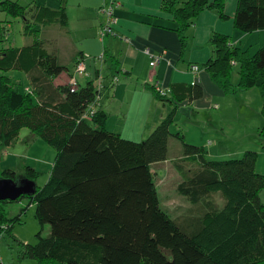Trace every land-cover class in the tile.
<instances>
[{
	"label": "trees",
	"instance_id": "trees-1",
	"mask_svg": "<svg viewBox=\"0 0 264 264\" xmlns=\"http://www.w3.org/2000/svg\"><path fill=\"white\" fill-rule=\"evenodd\" d=\"M165 6L180 25L183 46L184 32L200 12L217 8L224 17V0H166ZM7 9L26 19L28 8L11 2ZM67 22L64 6L36 4L32 22L26 19L24 28L33 41L0 48V155L22 127L57 150L44 188L37 184L34 194L14 200L30 197L38 220L51 226V234L39 235L36 244L20 242V257L40 264H264V174L255 168L257 152L249 149L239 158L210 159L204 146L183 139L184 154L174 160L181 176L178 192L204 209L197 228H190L191 221L180 223L160 204L152 164L167 159L174 114L181 102L202 97V86L173 83L170 97L148 84L157 99L173 109L145 140L110 131L102 109L85 117L108 89L98 77L76 86L52 84V78L71 66L58 62L35 26ZM235 26L245 32L263 29L264 0H239ZM211 42L215 57L204 65L211 79L225 93L256 87L264 116V45L251 53L232 46L227 35L215 34ZM235 65L237 86L231 81ZM12 71L25 74L29 84L14 82ZM259 136L264 140V124ZM16 174L5 169L2 176L16 179ZM25 175L35 180L38 171L27 166ZM217 190L225 198L221 207L211 199ZM8 201L0 200V228L11 220L6 231L11 232L20 217L8 216Z\"/></svg>",
	"mask_w": 264,
	"mask_h": 264
},
{
	"label": "crops",
	"instance_id": "crops-1",
	"mask_svg": "<svg viewBox=\"0 0 264 264\" xmlns=\"http://www.w3.org/2000/svg\"><path fill=\"white\" fill-rule=\"evenodd\" d=\"M165 1L61 0L60 4L67 12V24L40 25L43 27L39 28L40 33L43 29H52V39L60 34L61 39L56 45L44 46L57 55L60 64L71 66L69 72L52 78L53 86L69 83L74 75L75 60H83L89 76H80L79 83L84 84L98 77L97 82L108 88L91 109H102L108 114L105 127L110 131L114 130L109 126L110 118L119 115L121 122L117 123L116 128L130 123L129 127L134 134L139 129L143 132L142 138L147 137L173 109L171 103L157 99L148 84L165 88L170 97L173 83L199 84L203 89L202 97L192 102L185 100L179 104V108L191 116H197L200 111L219 109V103H214V100L223 101L226 94L214 83L208 69L204 67L215 57L212 36L227 35L232 46L251 53L264 45V28L252 32L237 28L235 14L239 0H224V17L220 16L217 8H207L200 12L184 32L186 43L183 46L178 31L180 25L166 8ZM184 1L181 0V3ZM106 3L113 4L118 21L115 25L116 34L102 37L100 30L107 16L100 8ZM65 38L73 41L72 47L67 52H61ZM67 47L68 44L65 51ZM147 49L154 55H160L157 64H150L151 57L146 53ZM64 55L66 63H61L60 56ZM100 55H104V58L99 59ZM194 63L201 66L200 71L191 70ZM17 75L26 77L25 74ZM115 76L119 77L116 82ZM130 116L139 117H132L130 122ZM117 133L132 138L122 131ZM171 136L168 139V153Z\"/></svg>",
	"mask_w": 264,
	"mask_h": 264
},
{
	"label": "rangeland",
	"instance_id": "rangeland-1",
	"mask_svg": "<svg viewBox=\"0 0 264 264\" xmlns=\"http://www.w3.org/2000/svg\"><path fill=\"white\" fill-rule=\"evenodd\" d=\"M11 2L28 8L26 19L30 22H32L33 7L36 4L55 6L54 8L61 7V0H6L5 3L0 4V48L23 46L33 41L31 36L24 33L26 19L8 11L7 8ZM42 26L36 25L35 27L42 29ZM51 30L43 29L40 34V38L46 47H51L52 44L56 45L61 39L60 34L52 39ZM69 38L64 39V47L61 52H67L72 47L73 41L70 42ZM66 44L68 47L65 51ZM65 55L60 56L61 63H66ZM17 74L23 73L19 71L9 73L14 82L20 81L23 84H29L30 81L26 80L25 76ZM238 80V68L235 65L231 81L237 86ZM225 94L226 99L223 101L214 100V103H219V109L200 111L197 116H191L183 109L178 108L170 128L172 136L167 159L152 165L161 206L166 208L174 218H179V222L183 225V221L187 224L191 221L189 225L192 229L199 226V217L204 208L200 205L194 206L186 196L178 192L177 187L181 182V176L174 167V160L184 154L183 139L186 142L204 146L209 152L208 157L216 160L239 158L246 150H254L257 152L255 168L257 172L264 174V140L259 136V129L264 124L263 103L260 93L256 87H251L237 91V93ZM168 104L167 109L169 108ZM132 117L137 119L139 116H130V122ZM109 122V126L114 129L111 131L118 129L115 132L122 131L123 134L129 135L132 137L131 139L135 138V140L142 141L148 138V136L142 138L141 133L143 132L139 129L134 134L129 127L130 123H126L122 128H116L117 123L121 122L119 115H113ZM178 132L181 136L183 135V138L176 135ZM56 155V148L49 145L41 137L35 136L28 127H22L18 138L0 155V177H3L5 169H13L17 172L16 180H19L26 176V167L32 166L38 171L35 180L42 190L49 180ZM211 199L219 207L225 203V198L218 190L213 191ZM261 199L264 203V191L261 193ZM5 207L9 217L19 216L20 220L15 223L11 232H6L12 225L11 220L0 228V233L5 231L0 235V258L2 262L4 264H40L36 259L20 257V242L36 244L39 235L47 237L51 234L50 224H43L38 220L36 204L30 197L24 196L18 201H8L5 203ZM45 264L61 263L47 262Z\"/></svg>",
	"mask_w": 264,
	"mask_h": 264
},
{
	"label": "built area",
	"instance_id": "built-area-1",
	"mask_svg": "<svg viewBox=\"0 0 264 264\" xmlns=\"http://www.w3.org/2000/svg\"><path fill=\"white\" fill-rule=\"evenodd\" d=\"M101 12H103L104 14H106L107 16V20L103 23L102 27H101V36L104 37L106 35H112V34H116L115 31V25L117 24L118 18L115 16L114 14V6L113 4L110 3H106L104 4L101 8H100ZM146 53L150 55L151 57V62L150 64L153 66L155 64H157L160 61V55H154L152 52H150L149 49L146 50ZM104 55H100L99 59H103ZM201 66L199 64H192L191 65V70L194 72H198L200 71ZM85 77L87 78L89 76V72L86 68V65L84 63L83 60L78 61V63L76 64V67L74 69V75L73 77L70 79V84L73 86H76L79 84V77ZM119 77L115 76L114 77V82L118 81ZM101 86H103L102 84H100ZM157 91L160 93V95L162 96H166L167 95V90L163 87H159L157 86ZM94 110L91 109L89 111L88 114L85 115V117H88L89 115L94 114Z\"/></svg>",
	"mask_w": 264,
	"mask_h": 264
},
{
	"label": "water",
	"instance_id": "water-1",
	"mask_svg": "<svg viewBox=\"0 0 264 264\" xmlns=\"http://www.w3.org/2000/svg\"><path fill=\"white\" fill-rule=\"evenodd\" d=\"M36 189L37 182L26 176L19 180L14 178L0 177V200L14 201L22 195L34 194Z\"/></svg>",
	"mask_w": 264,
	"mask_h": 264
}]
</instances>
